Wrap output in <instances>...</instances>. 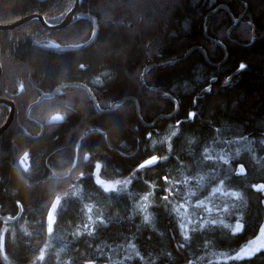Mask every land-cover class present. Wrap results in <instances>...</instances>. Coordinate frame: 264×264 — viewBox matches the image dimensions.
<instances>
[{
	"label": "trees",
	"instance_id": "16d2710c",
	"mask_svg": "<svg viewBox=\"0 0 264 264\" xmlns=\"http://www.w3.org/2000/svg\"><path fill=\"white\" fill-rule=\"evenodd\" d=\"M75 2L0 0V26ZM86 14L95 42L51 51L91 39ZM0 68V99L22 93L0 135V264H264L234 258L264 222V0H80L62 30H0Z\"/></svg>",
	"mask_w": 264,
	"mask_h": 264
},
{
	"label": "water",
	"instance_id": "95a60500",
	"mask_svg": "<svg viewBox=\"0 0 264 264\" xmlns=\"http://www.w3.org/2000/svg\"><path fill=\"white\" fill-rule=\"evenodd\" d=\"M79 3H80V0H76L75 2V5L73 6V8L66 14L65 18L62 20V22H60L59 24H56V25H48L44 18L41 17V16H36V15H33V16H28V17H25L11 25H8V26H0V30H7V29H15L17 28L18 26L28 22V21H31V20H34V19H37L44 28L48 29V30H62L66 27H68L73 19V16L75 15V13L77 12V9L79 7ZM222 9H225L224 7H221ZM219 9V8H218ZM85 18H87L92 26H93V35H92V38L90 41H88L87 43L81 45V46H77V47H59V48H52L50 49L51 51H54V52H57V53H69V52H78L80 50H84V49H87L89 48L96 40L97 38V35H98V30H99V26H98V22L96 20L95 17L91 16V15H88L86 14L84 16ZM240 22V18L239 19H232V26L228 29L227 31V35L239 24ZM199 51L203 54L204 58L206 59V54L204 51L200 50ZM159 66L157 65H149L147 66L145 69H144V73L141 77V81L143 80L144 76L146 75V73L150 70V69H153V68H158ZM0 75H1V68H0ZM68 87H79V88H82L84 89L90 96L91 98V101L93 102L94 106L97 107V101L95 99V97L91 94V92L86 88L84 87L83 85L81 84H68L66 85ZM63 88V86H60L58 87L56 90H54L51 94H45V95H42L38 102H41L42 100H48V99H52L57 93L58 91H60L61 89ZM22 93H20L19 95L17 96H14V97H10V99H13V98H16V97H19L21 96ZM10 99H7V100H4V99H0V104H4V105H7L10 109L9 111V116L5 122V124L0 128V135L3 134L7 128L9 127V125L11 124L12 120H13V117H14V114H15V108H14V104L12 102V100ZM125 101V100H124ZM124 101H120L116 104H113L109 110H106V111H98L99 113H110L113 111V109L115 108V106ZM132 101L135 103V106H136V110H137V113H139V106H138V102L135 100V99H132ZM32 106H30L31 108ZM29 108V109H30ZM176 111L177 109L175 110V112L169 116H160L158 119L155 120L154 123H156L158 120H169L171 118L174 117V115L176 114ZM151 127H153V124L151 125Z\"/></svg>",
	"mask_w": 264,
	"mask_h": 264
},
{
	"label": "snow or ice",
	"instance_id": "6c2138e0",
	"mask_svg": "<svg viewBox=\"0 0 264 264\" xmlns=\"http://www.w3.org/2000/svg\"><path fill=\"white\" fill-rule=\"evenodd\" d=\"M243 67H244V65H241V68H243ZM188 115H189V117L191 118L194 114H193V113H189ZM55 119H60V117H55ZM210 158H211V157H206V159H210ZM84 159L87 160L88 157L85 156ZM157 161H158V157L155 156V155H153V156H151L150 158L146 159L143 163H141V164L139 165V167H140V168H145V167H147V166H150V165H153V164L157 163ZM98 167H99V165H97V168H98ZM243 172H244V168H243V166H241V167H240V173L243 174ZM165 180H167V177H165ZM96 183H97L98 185H102V186L104 187V191H105V192H108V191H110V190L115 191V189H114L111 185H106V184H104L103 181H101V180H99V179L96 180ZM253 187L256 188V190H258V191H260V190H264V185H259V186H255V185H254ZM233 195H236V193H233ZM144 199L147 200L148 197L145 196ZM163 199H164V200H167L168 197L165 196V197H163ZM55 207H56V204H53V208H55ZM147 219H148V218L145 217V220H147ZM213 223H215V222L213 221ZM52 227H53V213L50 211L49 214H48V230H49V231H52ZM261 230L264 231V226H261ZM0 251H3V244H2V242H0ZM241 251L243 252V255H244V256H251V255H252V252H255L256 249H252L251 251H244V249H243V247H242ZM43 258H44L43 255H41V256H40V259H43ZM235 258H236V259H240L241 257H240V255L238 254Z\"/></svg>",
	"mask_w": 264,
	"mask_h": 264
},
{
	"label": "rangeland",
	"instance_id": "374dc122",
	"mask_svg": "<svg viewBox=\"0 0 264 264\" xmlns=\"http://www.w3.org/2000/svg\"><path fill=\"white\" fill-rule=\"evenodd\" d=\"M55 117H60V119H55ZM61 118H62L61 115H56V116L52 117L51 119L52 120H61ZM99 180L103 181L104 184H106V185H111L115 190L119 186V182L105 181V180L100 179V178H99ZM100 186L104 189V187L102 185H100ZM110 191H112V190H110ZM59 201H60V198H57L55 200V202L53 203V204H56V207L53 208V205H52L51 208H50V210H49V212L51 211L53 213V224H54V221H55V216H56V211H57V208H58ZM49 212H48V214H49ZM262 226H264V222H263ZM243 249H244V251H251L252 249H256V251L255 252H252V255L251 256H244L243 255V252L240 250L234 256V258L238 254L240 255L241 258L240 259H237V260H242V259H245V258H250V257L254 256L255 254L259 253L260 251L264 250V231H262L261 228H260L259 233L257 234V236L253 240H250Z\"/></svg>",
	"mask_w": 264,
	"mask_h": 264
},
{
	"label": "bare ground",
	"instance_id": "6f19581e",
	"mask_svg": "<svg viewBox=\"0 0 264 264\" xmlns=\"http://www.w3.org/2000/svg\"><path fill=\"white\" fill-rule=\"evenodd\" d=\"M79 4H80V3H79ZM74 5H75V4H74ZM72 8H73V7H72ZM72 8H71V9H72ZM78 8H79V7H78ZM68 12H69V11H68ZM68 12H67V13H68ZM75 14H76V13H75ZM73 17H74V16H73ZM64 18H65V17H64ZM92 35H93V34H92ZM91 38H92V37H91ZM90 40H91V39H90ZM90 40H89V41H90ZM75 84H78V83H75ZM78 88H79V87H78Z\"/></svg>",
	"mask_w": 264,
	"mask_h": 264
}]
</instances>
